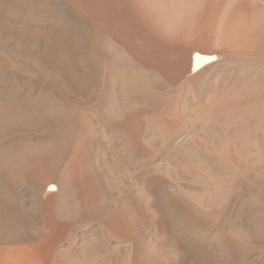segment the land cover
Instances as JSON below:
<instances>
[{
  "label": "bare ground",
  "instance_id": "1",
  "mask_svg": "<svg viewBox=\"0 0 264 264\" xmlns=\"http://www.w3.org/2000/svg\"><path fill=\"white\" fill-rule=\"evenodd\" d=\"M0 264H264V0H0Z\"/></svg>",
  "mask_w": 264,
  "mask_h": 264
},
{
  "label": "rangeland",
  "instance_id": "2",
  "mask_svg": "<svg viewBox=\"0 0 264 264\" xmlns=\"http://www.w3.org/2000/svg\"><path fill=\"white\" fill-rule=\"evenodd\" d=\"M42 82H44L43 81V79H42V81L41 82H38V86L37 87H39V85H40V87H41V84H43ZM42 88H45V87H41V89ZM40 88H39V90H41ZM175 146H176V144L175 143H173V144H169L166 148L164 147V148H160V150L161 149H163L164 151H160L159 150V152H160V154H157V156H158V158H159V161L161 162V160H162V162H163V160L165 161V163H168L170 160L172 161V159H173V156H174V158H175V155L174 154H176V153H174V151L176 150L175 149ZM171 148V149H170ZM174 148V149H173ZM169 151V152H168ZM158 152V150H157V153H159ZM162 152V153H161ZM167 152V153H166ZM170 152H172V153H170ZM176 152V151H175ZM172 156H171V155ZM169 155H170V157H169ZM165 158H166V160H165ZM174 160V159H173ZM135 161H136V164H135ZM167 161V162H166ZM145 163H146V161H145ZM164 163V162H163ZM129 166H131L132 168H134V169H137V170H144V174H142V177L143 178H145V177H147V176H149L150 175V173H151V171L149 170L148 172H147V169L148 168H146V167H143L144 166V164L142 163V162H140L139 160H137V159H133V160H130L129 161ZM135 164V165H134ZM145 170H146V172H145ZM147 173V174H146ZM90 234V232L87 234L88 236H90L89 235Z\"/></svg>",
  "mask_w": 264,
  "mask_h": 264
}]
</instances>
